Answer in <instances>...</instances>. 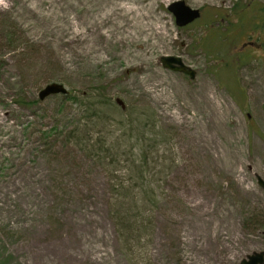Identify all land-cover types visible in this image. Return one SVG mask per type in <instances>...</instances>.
Here are the masks:
<instances>
[{"label": "rangeland", "instance_id": "1", "mask_svg": "<svg viewBox=\"0 0 264 264\" xmlns=\"http://www.w3.org/2000/svg\"><path fill=\"white\" fill-rule=\"evenodd\" d=\"M175 1L200 19L178 28ZM263 20L264 0H0V264H241L264 251V63L245 68L250 49L236 50ZM170 56L193 78L163 68ZM52 84L67 94L40 100ZM128 185L154 201L135 255L110 216Z\"/></svg>", "mask_w": 264, "mask_h": 264}, {"label": "trees", "instance_id": "2", "mask_svg": "<svg viewBox=\"0 0 264 264\" xmlns=\"http://www.w3.org/2000/svg\"><path fill=\"white\" fill-rule=\"evenodd\" d=\"M0 27V48L3 49L7 48V46L10 44L11 34L7 25ZM100 93H102V91ZM87 96H89V94L83 97L74 98L72 97V93L69 92V94L65 97L79 105L84 106L86 105L85 102L88 99H86ZM93 99H97V101L96 103H93L91 99L89 100L90 102H92L88 104L91 107L89 109V120H94V125L98 126L96 121H102L99 110L103 108V104L101 102H103L104 100H101L99 98ZM76 140L79 141L78 144H81L80 137H77ZM128 186H119L120 188L116 190V198L120 192V195L123 196V199L121 200V198H118V200L114 204V208H111L110 216L116 226V231L121 246L125 247L128 252H134L135 255L137 254L136 248L138 246V248H144L143 245L151 241L155 225L153 223L154 217L151 214L150 207H153L154 201L152 190L149 189L148 186L145 188H142L140 186L134 187L132 185ZM130 188H132L134 192H132ZM127 192L130 193L129 196H127ZM146 238L148 239V241L145 242L144 240ZM141 241L143 244L141 243ZM131 257L132 259L134 258V256L132 255ZM134 264L136 263L134 262Z\"/></svg>", "mask_w": 264, "mask_h": 264}, {"label": "water", "instance_id": "3", "mask_svg": "<svg viewBox=\"0 0 264 264\" xmlns=\"http://www.w3.org/2000/svg\"><path fill=\"white\" fill-rule=\"evenodd\" d=\"M168 9L174 14L176 18V24L179 27L186 26L187 24L193 22L199 17V12L197 10H192L189 7H187L183 1H177V2L172 3ZM160 60L163 65V68L181 72V73H186V74H189L191 78H193L194 72L189 69H188L189 71H187V69L183 66L179 58L162 57ZM176 65L179 67H177ZM54 94H64L65 95L67 94V91L61 85L52 84L44 88L42 91H40L39 99L43 100L47 96L54 95ZM249 259L255 260L257 262H262V254H259V255L254 254L251 257L247 256L246 259L241 261V264H249Z\"/></svg>", "mask_w": 264, "mask_h": 264}, {"label": "flooded vegetation", "instance_id": "4", "mask_svg": "<svg viewBox=\"0 0 264 264\" xmlns=\"http://www.w3.org/2000/svg\"><path fill=\"white\" fill-rule=\"evenodd\" d=\"M252 10L250 11V13ZM252 16V19L249 16V24L253 22V17H256V15L250 14ZM264 21V20H263ZM264 22H260L258 24V28L261 29H249V35L248 32H246V36L243 42H241L240 46L236 47V50L238 51L244 50L249 47V53L246 55H242L243 58H246V63L244 64L245 68L253 66L254 63L263 64L264 63ZM262 68H264V65H261ZM254 253L262 254V262H257L255 260L249 259V264H264V251H253ZM252 252V253H253ZM251 254L249 257L254 255Z\"/></svg>", "mask_w": 264, "mask_h": 264}, {"label": "bare ground", "instance_id": "5", "mask_svg": "<svg viewBox=\"0 0 264 264\" xmlns=\"http://www.w3.org/2000/svg\"><path fill=\"white\" fill-rule=\"evenodd\" d=\"M113 8H121L120 3L115 4V5L113 6ZM122 9H124V11H126L127 13H130V14L132 15V18H133L134 21L140 20V19L142 18L140 14H137V13H136L137 11H132L131 8H129V7L122 8ZM110 12H111V9H107V10H105V11L102 13V15H101V19H102L103 21H105V20L108 18ZM134 24L136 25V22H134ZM146 27H147V26H146V25H143V24H139V25H138V29H144V28H146ZM161 30H162V29L159 27L158 30H157V32H158V31H161ZM246 194H247V193H246ZM222 250H223L222 247L219 245V246L217 247V250H215V251L221 253Z\"/></svg>", "mask_w": 264, "mask_h": 264}]
</instances>
